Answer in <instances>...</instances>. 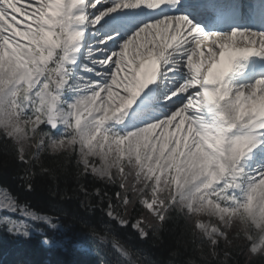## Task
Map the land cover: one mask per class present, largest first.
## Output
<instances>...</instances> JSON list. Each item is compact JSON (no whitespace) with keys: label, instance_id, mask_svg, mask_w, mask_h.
I'll use <instances>...</instances> for the list:
<instances>
[{"label":"snow or ice","instance_id":"1","mask_svg":"<svg viewBox=\"0 0 264 264\" xmlns=\"http://www.w3.org/2000/svg\"><path fill=\"white\" fill-rule=\"evenodd\" d=\"M0 152L14 240L157 264L130 241L171 233L164 264H264V0H0ZM37 177L102 213L78 217L91 245L33 207Z\"/></svg>","mask_w":264,"mask_h":264},{"label":"trees","instance_id":"2","mask_svg":"<svg viewBox=\"0 0 264 264\" xmlns=\"http://www.w3.org/2000/svg\"><path fill=\"white\" fill-rule=\"evenodd\" d=\"M19 166L16 161L10 156L4 155L0 152V184H5L14 193L17 192L18 179L13 182ZM37 194L29 197L33 207L40 209L46 213L52 214L56 212L65 211L68 216L65 218V224L70 225L69 235H79L84 238L86 245H91L92 238L88 235L87 229L81 227L78 217L85 216L91 223L99 227L102 213L97 210L94 215H87L78 208V202L72 200L70 202L61 203L59 201H48L43 198L46 193L47 186L52 184L48 178L36 179ZM74 185L69 183L68 187L71 189ZM65 184L63 179L60 181V188L63 189ZM24 199V197H21ZM77 219H73V217ZM106 219V218H104ZM118 235L122 240H128L131 235L129 232L119 231ZM41 236L35 235L31 240H14L4 233H0V264H100L101 258L107 259L103 251L99 255L82 256L77 252H63L60 250H50L41 244ZM137 247L157 261V264H164L169 259V249H174L178 245L174 234H164V244L154 245L151 241L137 243L135 240L130 241ZM181 256L176 258L177 264H183V261L192 259L196 264H203L199 253L193 250L189 245L187 251L184 250L182 244L180 246Z\"/></svg>","mask_w":264,"mask_h":264}]
</instances>
